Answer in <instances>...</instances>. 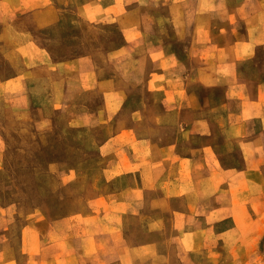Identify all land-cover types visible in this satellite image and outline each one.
I'll list each match as a JSON object with an SVG mask.
<instances>
[{
  "label": "rangeland",
  "instance_id": "374dc122",
  "mask_svg": "<svg viewBox=\"0 0 264 264\" xmlns=\"http://www.w3.org/2000/svg\"><path fill=\"white\" fill-rule=\"evenodd\" d=\"M31 1L0 0V249L11 238L15 241L9 247L13 254L22 237V250L28 253L41 240L57 234L89 231L105 235L103 246L107 255L95 263L125 264L109 241L108 236L115 230L105 231L103 222L122 221L123 234L131 241L144 239L145 227L154 213L151 199L155 198L154 193L147 192L143 199L141 194L134 195L136 200L132 203L128 199L131 194H115L139 181L130 161L133 142L146 141L149 136L160 142L173 139L177 133L175 99L179 91L166 89L164 82L175 87L200 59L205 74L216 72L206 68L216 60L214 44L231 43L234 29L242 37L248 25L245 15L258 7V0L206 1L197 20V0H181L177 7L185 16L176 18L175 23L190 31L198 22L204 31L200 38L207 46L199 52L202 57H196L198 60L189 58L195 56L189 45L192 35H176L164 0L134 1L140 2L141 11L149 15V21L144 22L149 34L138 33L140 44L127 56L124 68L118 62L119 52L114 50L122 42L114 23L107 19L83 21L77 17L78 13L83 14V9L77 7L80 0H60L63 17L53 25L37 29L34 17L23 13ZM106 1L109 0L105 4ZM144 38H149L156 49L147 51L142 45ZM28 39L43 43L55 58L91 54L98 65L103 64V75H117V85L125 91L114 101L110 114L104 119L101 113L97 117L86 115L88 110L102 112L101 93L98 89L84 92L75 84L70 86L69 76L62 73V68L48 70L40 66L4 83V77L19 73L25 64H30L22 58L31 52L25 44ZM133 60L137 61L135 67L131 65ZM221 70L227 72L226 67ZM231 70L256 93L259 85H264V44ZM225 83L223 79L216 87L198 83L189 86L199 96V100L193 101L201 106L198 112L204 118L212 119L211 108L223 99ZM231 107L236 108L237 102H232ZM196 116L195 111L187 113L189 122H195ZM121 128L124 132L118 142L124 149L103 154V141L114 137ZM205 139L193 136L191 141ZM215 140L224 141L218 131ZM116 156L127 162V174L108 170ZM117 174L120 175L114 177ZM120 197L130 203H116ZM168 251L169 257H165L144 249L136 264H182L174 244L168 245ZM6 264L15 263L10 260Z\"/></svg>",
  "mask_w": 264,
  "mask_h": 264
},
{
  "label": "crops",
  "instance_id": "0c3cea01",
  "mask_svg": "<svg viewBox=\"0 0 264 264\" xmlns=\"http://www.w3.org/2000/svg\"><path fill=\"white\" fill-rule=\"evenodd\" d=\"M134 1L109 0L105 4V0H80L77 6L83 9V14L77 15L79 19L87 22L107 19L117 26L122 42L114 50L119 52L118 57L121 56L118 62L122 68L127 63V56L138 49V33L149 34V28L144 24L145 20L149 21V15L141 11L140 2ZM206 1L210 0H197L196 20ZM212 1L220 3L223 0ZM164 2L168 4L170 19L174 20L176 35H192L189 45L195 56L189 58L202 57L199 52H203L207 45L200 38L204 33L201 25L196 22L190 31L177 25L176 18L185 16H181L177 7L181 0ZM28 3L23 13L34 17L37 29L53 25L63 17L60 0H32ZM257 3L258 7L245 15L248 25L242 37H238L239 33L234 29L231 30V43L214 44L216 60L206 68L216 72L205 74V65L200 59L195 69L185 73L175 87L164 82L166 89L176 91L177 88L179 91L175 99L177 121L174 126L177 133L173 139L160 142L149 136L146 141L137 139L133 142L130 161L139 181L115 194H131L128 199L132 203L136 200L134 195L141 194L143 199L147 192L154 193L155 198L151 199L150 208L154 213L145 227L147 237L144 239L131 241L123 234L125 226L122 221L103 222L105 231L115 230L108 236L109 241L125 264H136L141 258L140 251L144 249L157 256L169 257V244L177 248L182 264H252L257 261L264 264V85H259L256 93L251 92L246 81L231 70L239 60L249 58L258 45L264 44V0ZM252 18L254 23H251ZM25 44L31 52L22 58L30 64H25L19 73L4 77V83L23 77L29 70L32 73L40 66L48 70L62 68V73L69 76L70 86L75 84L84 92L98 89L104 101L102 112L88 110L85 113L91 117L102 114L103 119L110 114V108L116 104L114 101L123 96L125 90L117 85V75H103V64L98 65L91 54L55 58L43 43L28 39ZM142 45L147 51L156 49L151 46L149 38H144ZM136 63L133 60L131 65L135 67ZM30 66L31 69H26ZM223 67L227 72L220 71ZM223 79L226 81L223 99L211 108L212 119L204 118L198 112L201 106L193 101L199 100V96L189 86L198 83L216 87ZM232 102H237L236 108L231 107ZM192 111L197 114L193 123L187 117ZM217 131L223 142L215 140ZM123 132L121 128L114 137L103 141L100 146L103 154L124 149V145L118 142ZM193 136H205L206 139L192 142ZM108 170L121 175L130 171L125 159L117 156ZM121 199L118 198L116 203ZM128 199L121 201L130 203ZM168 231L174 236L168 235ZM104 237L89 231L57 234L41 240L36 249L28 253L22 250L20 237L13 254L9 247L15 241L10 238L7 246L0 249V259L3 260L0 264L10 260L15 264H97L96 260L103 261L107 253L103 246Z\"/></svg>",
  "mask_w": 264,
  "mask_h": 264
}]
</instances>
